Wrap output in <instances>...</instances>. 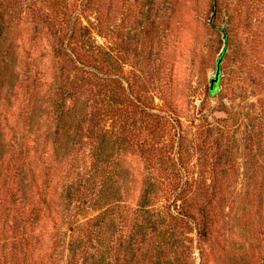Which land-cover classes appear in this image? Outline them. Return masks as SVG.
<instances>
[{"label":"rangeland","instance_id":"1","mask_svg":"<svg viewBox=\"0 0 264 264\" xmlns=\"http://www.w3.org/2000/svg\"><path fill=\"white\" fill-rule=\"evenodd\" d=\"M77 1L21 0L16 4L11 0L8 6V0H0V9L11 7V12L23 13L16 30L10 25L13 34L4 51L8 69L3 70V64L0 66L6 72L5 77H0L5 79L4 83L0 80V145L7 157L8 143H13L15 135H20L27 123L31 124V139L36 141L32 146L37 150L36 155L48 142L62 137L55 131V109L46 94L53 83L56 89H62V95L70 90L75 68L58 47H50L45 34L37 33L36 27L39 29L40 25L37 26L32 13H48L52 17L75 12ZM93 2L96 6L82 13L76 42L89 46L92 51H104V71L108 77L104 83L105 105L107 109L128 110L127 114L121 111L120 118H110L104 123V141L98 140L97 130L92 147L91 143L86 147L78 145L84 156L102 147L105 156L101 165L108 173H114L105 189L114 208L105 236L101 237L106 249H101L94 234L91 242L84 241L86 246L73 253L69 247L70 236L55 233L53 224L44 220L46 226L39 222L31 235L30 229L25 231L24 239L29 236L31 242L27 249L21 247L19 241L24 231L18 229L16 210L9 201L0 209V264H126L125 247L133 233L139 242L153 238L157 245L160 241L169 243L164 249L144 244L148 264H264V72L248 73L242 52L234 47L225 8L227 5L232 8L236 1L221 0L215 17L214 0ZM98 8L101 14L96 12ZM223 30L230 33L229 46L219 86L213 91L211 81L225 45ZM255 65L264 69V60L255 61ZM38 73V80L45 87H38L36 94L40 82L34 78ZM56 75L59 80L54 79ZM117 76L123 80L126 95L114 82ZM21 85H29L35 94L34 116L30 114L29 119L26 114L23 119L27 122L21 120V113L27 111L33 92L23 90ZM58 97L62 99L61 95ZM137 101L146 108L145 114ZM86 104V96L82 95L78 106L82 108ZM96 104L90 100L91 107H99ZM76 130L80 135L79 128ZM23 133L26 136L25 129ZM25 155L29 159L33 154L23 153L17 163H22ZM84 156L80 158V167L85 165ZM213 169L222 188L211 206L216 212L215 221L209 235L204 237L199 233L197 208L191 207L195 219H190L189 225L173 220L171 214H177L181 201L176 208L171 204L167 209L169 203L163 201V192L174 179L173 172L182 173V185L186 184L188 175L197 180L200 174L209 185ZM151 173L161 177L150 199L162 213L151 219L157 224L153 227L157 230L141 240L139 226L146 222L137 211L144 190L152 188ZM162 178L170 181L163 185ZM101 183L99 178L92 186L94 198L100 193ZM197 194L200 200L205 199L202 190ZM80 195V191L70 193L58 185L52 193V208L57 210L62 206L64 211H71L79 203ZM89 201L92 208L88 214L78 215V220L99 213V207L90 198ZM190 203L195 205V200ZM23 211L25 215L27 204ZM102 250H106L104 254Z\"/></svg>","mask_w":264,"mask_h":264},{"label":"trees","instance_id":"2","mask_svg":"<svg viewBox=\"0 0 264 264\" xmlns=\"http://www.w3.org/2000/svg\"><path fill=\"white\" fill-rule=\"evenodd\" d=\"M20 1L15 0V3L19 4ZM235 1L236 3H234L235 5L232 8L229 5L225 8L228 25L232 28L234 47L240 53L242 52L241 57L248 73L254 71L262 74L264 69H258L255 61L264 60V0ZM10 2L11 0H8V6ZM77 2L79 4L75 12H65L59 16L52 15L51 17L48 13H32L37 26L40 25L39 29L36 27L37 33L45 34L44 38L47 37L49 39H46V41L49 42L50 47L52 49L58 47L60 52H63L69 58L75 68L73 78L71 80L70 77L68 78L71 81L70 90H67V92L65 90L62 95V89H56L53 83L48 88V93L46 94L52 108L55 109L54 116L55 123H57L55 131L58 135H62V137L48 142L47 147L45 145L42 152L36 155V148L32 149V146L36 145V141L31 139L29 133L31 124L27 123L23 126L20 135H15L13 143H8L9 157L6 156L3 147L0 145V185L3 181V185L0 186V209L5 207V204L9 201L13 203L17 216L15 222L16 224L19 223L18 229L24 231L19 241L21 247L24 248H28L31 242L29 236L26 237V240L24 239L25 231L30 229L29 234L31 235L36 224L42 222L43 226H46L44 221H47L53 224L52 228L55 233L70 236L72 240H70L69 247L73 253L78 252L82 245L86 246V244H83L84 241L91 242L94 234H96L94 240H99L101 249H106V244L101 237L105 236L108 218L110 213L114 211V208H112L113 201H110V196L105 193V189L108 188L107 184L114 173H108L107 169L101 165L102 159L105 156L102 147L94 146L98 148L96 150L100 151H91L84 156L78 149V145L86 147L91 143L92 147V139L98 135L97 130L100 133L99 137H97L98 140L104 141L106 133L104 123L110 118H120L121 111H125L127 114L128 110L121 108L107 109L108 106L105 105L107 97L104 83L106 84L108 81L107 72L104 71L106 66L105 53L102 49L92 51L89 46L81 44L79 41L76 42L79 32L78 25L82 22L83 18L82 13H85L92 5H96L93 0H78ZM219 2L221 0H214L213 2L212 12L214 13V17L218 12ZM10 9L11 7L5 10L0 9V66L2 64L5 65L3 70L8 69V64L5 62V59H7L5 57L7 55L5 48L7 40L13 34L10 25L12 24L16 30L17 24H20L23 17L21 11L11 12ZM96 12L101 14L99 8L96 9ZM228 37H230L229 32ZM50 57L52 58V53H50ZM2 71L0 70V77H5L6 72ZM61 75L63 76V73ZM61 75L60 78H62ZM41 76L43 77V74ZM38 77L39 73L36 74L34 79L38 80ZM54 79L59 80L57 75ZM0 80L2 83L5 82L3 78H0ZM38 81L40 83L37 84V88L45 87V83L41 79ZM114 82L118 88L120 87L123 90V95H126L127 92L122 78L117 76ZM21 88L25 91L33 92L30 94V99L28 96L24 100L27 101L29 99L27 111L21 113V120L27 122V120H24L26 119V114L29 119L30 114L34 116L33 107L35 108L36 102L33 100L35 94L33 88L29 85H21ZM35 91L38 94L39 88L35 89ZM58 95H61V100ZM82 95L86 96L87 104L79 108L78 102ZM129 99L135 102L132 95H129ZM69 100H75L76 103L68 105L67 101ZM90 100L97 102L96 105L99 107H91ZM136 104L144 114L147 112L146 108H143L139 104V101ZM156 117L162 118L161 115H156ZM131 118H134V116ZM175 121L179 123V119L175 118ZM97 125L99 126L97 127ZM78 128L80 135H78L76 130ZM24 129L26 136L23 133ZM28 152L33 154L31 155L32 158L28 159L25 155L21 159L23 162L17 163L18 156H22L23 153ZM81 156H84L82 160L85 161L83 167H80L79 164ZM12 172H14L13 175L11 174ZM173 177L174 179L165 186V191L163 192V201L169 203L167 209L170 208L171 204L175 205L176 208L179 206L178 202L181 201L177 214H171L172 219L189 225L190 219H195V215L191 212V207L197 208L200 225L199 233L201 236L207 237L216 216V212L211 206L216 193L218 194L222 188L217 171L215 169L212 170V178L209 185L204 180L203 174H200L197 180L188 175L186 184L183 185V176L180 171L173 172ZM99 178L102 182L99 186L100 193L94 198L91 190ZM5 181H8V183L5 184ZM166 181H170V179L162 178L163 185ZM158 182L161 183V177L158 178L155 173H151L149 183L152 188L145 189L143 195L140 197L141 204L137 212L142 216L143 222H146V224H140L139 226L140 233L143 236L141 240H145L148 233H153L157 230V228H153L157 224L151 219L155 216L159 217L162 213L161 211L158 212V209L152 205L150 199L151 193L154 190L153 187ZM58 185H61L63 190H67L70 193L73 190L81 192V195L77 198L79 203L71 211H68L70 209L64 211L65 208L59 205V209L57 210L52 208V193L57 189ZM194 185H196V189H194ZM201 190V195L205 197L204 200H200V195L197 194ZM24 197L26 200L25 204L23 203ZM89 198L92 200L94 206L99 207V213L94 217H85L83 221H80L77 216L88 214L89 209L92 208L88 205L89 203L91 204ZM191 200H195V205L190 203ZM26 204L27 211L24 215L23 209L26 208ZM100 204L103 205L99 206ZM136 238L137 235L133 233L131 239L127 241L128 245L125 247V252L128 258L126 264H148L149 259L143 252L146 249V244L156 245L157 249H164L169 244L166 241H160L157 245L152 240L153 238L150 241L139 242ZM102 251V254H104L106 250Z\"/></svg>","mask_w":264,"mask_h":264},{"label":"water","instance_id":"3","mask_svg":"<svg viewBox=\"0 0 264 264\" xmlns=\"http://www.w3.org/2000/svg\"><path fill=\"white\" fill-rule=\"evenodd\" d=\"M222 33H223V39H224L225 45H224V49H223L222 54H221V56L218 60V63H217V69H216L215 77L211 81V90H213V91H214V87L216 85H217V87L219 86L220 78L222 75V63L224 61V57H225L226 53L228 52V46H229L227 32L225 30H223Z\"/></svg>","mask_w":264,"mask_h":264}]
</instances>
